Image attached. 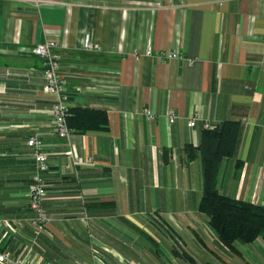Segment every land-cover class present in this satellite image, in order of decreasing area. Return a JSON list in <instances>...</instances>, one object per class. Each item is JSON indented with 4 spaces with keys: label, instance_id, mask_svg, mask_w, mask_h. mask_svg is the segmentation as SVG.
<instances>
[{
    "label": "crops",
    "instance_id": "1",
    "mask_svg": "<svg viewBox=\"0 0 264 264\" xmlns=\"http://www.w3.org/2000/svg\"><path fill=\"white\" fill-rule=\"evenodd\" d=\"M44 1L0 0V239L4 220L32 216L31 137L50 166V221L40 233L16 227L1 250L29 264H264V239L232 250L210 228L199 210L201 161L188 154L206 124L240 122L217 188L264 206V0ZM49 40L59 44L70 107L107 115L105 130L74 129L79 165L54 130L33 53ZM88 41L100 48L85 50Z\"/></svg>",
    "mask_w": 264,
    "mask_h": 264
},
{
    "label": "trees",
    "instance_id": "2",
    "mask_svg": "<svg viewBox=\"0 0 264 264\" xmlns=\"http://www.w3.org/2000/svg\"><path fill=\"white\" fill-rule=\"evenodd\" d=\"M71 113L69 124L77 132L107 128L106 112L71 108ZM240 132V122L224 121L216 128H208L198 147L188 146L189 156L201 161L203 195L199 210L207 217L221 243L232 250H235L236 243L250 244L258 238L264 239V206L222 195L217 188L222 162L235 155ZM180 255L192 260L184 251Z\"/></svg>",
    "mask_w": 264,
    "mask_h": 264
},
{
    "label": "built area",
    "instance_id": "3",
    "mask_svg": "<svg viewBox=\"0 0 264 264\" xmlns=\"http://www.w3.org/2000/svg\"><path fill=\"white\" fill-rule=\"evenodd\" d=\"M32 1L36 6H41L45 2L44 0ZM58 47L59 44L57 41L49 40L44 44L36 46L33 49V53L42 60V75L45 80V93L51 98L53 103L52 116L54 119V130L57 135L67 143L68 150L66 154L73 159L74 164L79 165L81 161L75 153L74 146L71 144V136L74 133V129L69 124V118L72 113L69 105L70 96L68 93V79L61 72V55L57 51ZM99 48L100 46L98 44L89 41L85 45V50L87 51L98 50ZM146 55L153 56L154 53L148 50ZM157 57L160 60H165L175 59L178 55L172 52H161L157 54ZM142 113L148 120L152 121L156 118V114L148 109H144ZM175 119V112L170 111L168 114L169 122H173ZM197 119L198 116H195L189 122V126L195 127ZM206 128L208 129L210 126L206 124ZM27 144L32 150V157L35 163L32 184L29 190L30 210L32 212V216L24 220L17 219L14 222L4 220L3 226L6 232L2 238L9 237L11 234L13 235L16 227L24 228L26 225L35 228L37 232L40 233L43 229H45L47 223L50 221L44 207L47 197L45 174L50 170L48 157L43 150L42 142L37 137H31ZM0 264L29 263L25 259L24 253L14 254L10 250H1L0 248Z\"/></svg>",
    "mask_w": 264,
    "mask_h": 264
}]
</instances>
